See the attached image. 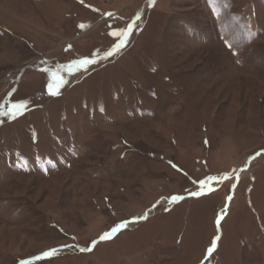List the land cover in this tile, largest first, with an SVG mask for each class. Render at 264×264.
Here are the masks:
<instances>
[{"label": "rangeland", "instance_id": "obj_1", "mask_svg": "<svg viewBox=\"0 0 264 264\" xmlns=\"http://www.w3.org/2000/svg\"><path fill=\"white\" fill-rule=\"evenodd\" d=\"M24 262L264 264V0H0V264Z\"/></svg>", "mask_w": 264, "mask_h": 264}, {"label": "snow or ice", "instance_id": "obj_2", "mask_svg": "<svg viewBox=\"0 0 264 264\" xmlns=\"http://www.w3.org/2000/svg\"><path fill=\"white\" fill-rule=\"evenodd\" d=\"M134 25H130L129 27H133ZM123 35V34H122ZM122 43H123V41H121ZM90 61L89 60H84V61H82V63H84V64H88ZM117 229H113V231H116ZM102 238H104V239H106V238H108L107 237V235L105 236V237H102ZM85 249H81V251H84ZM55 249H53L52 251H50V252H46V253H44L43 254V257H37V259H43V258H50V257H52V256H54L55 255ZM24 264H27V262H24Z\"/></svg>", "mask_w": 264, "mask_h": 264}]
</instances>
